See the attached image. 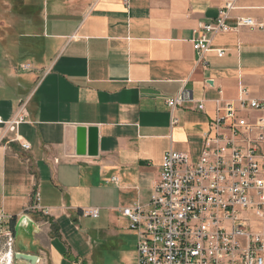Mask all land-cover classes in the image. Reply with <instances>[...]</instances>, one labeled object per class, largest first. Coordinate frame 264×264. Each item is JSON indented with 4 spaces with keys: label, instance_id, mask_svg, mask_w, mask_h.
<instances>
[{
    "label": "crops",
    "instance_id": "0c3cea01",
    "mask_svg": "<svg viewBox=\"0 0 264 264\" xmlns=\"http://www.w3.org/2000/svg\"><path fill=\"white\" fill-rule=\"evenodd\" d=\"M237 4L233 15L264 21V0ZM220 5L0 0V122L24 117L13 131L0 123V246L12 233L13 249L38 264H137L121 208L148 202L165 152L201 153L205 134H216L217 99L238 103L244 86L264 100V29L218 33L211 46L222 57L201 61L193 47L195 28ZM184 86L205 109L178 107L172 125L167 98ZM79 126L97 127V155L77 154ZM88 207L99 217L84 215ZM23 216L32 222L18 233Z\"/></svg>",
    "mask_w": 264,
    "mask_h": 264
},
{
    "label": "built area",
    "instance_id": "2783aa9c",
    "mask_svg": "<svg viewBox=\"0 0 264 264\" xmlns=\"http://www.w3.org/2000/svg\"><path fill=\"white\" fill-rule=\"evenodd\" d=\"M237 3L221 0L216 18L195 28L192 43L201 61L208 52L226 54L211 46L218 33L264 29V21L233 15L240 8ZM230 19H235V26L228 24ZM167 104L172 125L178 122L174 115L178 107L196 104L205 109L185 86L167 98ZM216 104L217 115L211 121L216 134H205L201 153L165 152L148 202L121 208L137 234V264H264V100L250 97L241 86L238 103L217 99ZM251 111L263 114L255 118L244 114ZM23 121L18 116L0 123L13 131ZM12 141L24 149L31 147L20 136ZM82 213L100 215L95 207ZM8 236L13 252V234Z\"/></svg>",
    "mask_w": 264,
    "mask_h": 264
},
{
    "label": "water",
    "instance_id": "95a60500",
    "mask_svg": "<svg viewBox=\"0 0 264 264\" xmlns=\"http://www.w3.org/2000/svg\"><path fill=\"white\" fill-rule=\"evenodd\" d=\"M97 127L79 126L77 128V154H85L87 151L89 155H97ZM32 222L28 216H23L22 221L19 222L17 230L28 226ZM19 235V234H18ZM40 257L36 254L16 251L14 253L15 264H38Z\"/></svg>",
    "mask_w": 264,
    "mask_h": 264
},
{
    "label": "rangeland",
    "instance_id": "374dc122",
    "mask_svg": "<svg viewBox=\"0 0 264 264\" xmlns=\"http://www.w3.org/2000/svg\"><path fill=\"white\" fill-rule=\"evenodd\" d=\"M9 236L3 237L1 239V246H0V264H15L14 259L13 262L8 259V253H9V246L7 245ZM17 240L20 242V238H17ZM8 251V252H7ZM16 252L15 249H13V254ZM11 255V254H10ZM14 258V257H13Z\"/></svg>",
    "mask_w": 264,
    "mask_h": 264
},
{
    "label": "bare ground",
    "instance_id": "6f19581e",
    "mask_svg": "<svg viewBox=\"0 0 264 264\" xmlns=\"http://www.w3.org/2000/svg\"><path fill=\"white\" fill-rule=\"evenodd\" d=\"M13 252L11 250H9V253H8V259L11 261V263L13 262ZM11 254V255H10ZM13 264V263H12Z\"/></svg>",
    "mask_w": 264,
    "mask_h": 264
}]
</instances>
